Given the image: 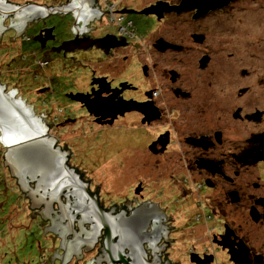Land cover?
Masks as SVG:
<instances>
[{
    "label": "flooded vegetation",
    "instance_id": "obj_1",
    "mask_svg": "<svg viewBox=\"0 0 264 264\" xmlns=\"http://www.w3.org/2000/svg\"><path fill=\"white\" fill-rule=\"evenodd\" d=\"M131 1L0 0L62 10L46 15L41 9L25 21L0 16V49L38 50L58 63L74 58L96 65L86 91L73 93L83 94L85 103L73 100L98 134L77 137L70 146L55 133L77 124L74 119L64 120L62 110H47L39 119L46 136L69 153L68 166L88 185L89 196L63 195V205L35 209L5 166L6 149L3 155L19 200L29 203L49 239V264H109L107 231L89 217L94 198L124 229V242L119 236L113 244L123 248L126 264H264V50H200L210 19L222 29L230 13L261 11L263 23L264 0H191L186 7L184 0H152L143 9ZM149 8L152 14H141ZM129 15L150 17L155 26L141 34L133 21L124 24ZM105 20L112 32L101 30ZM10 30L16 37L6 38ZM143 38L149 50L138 47ZM7 55L0 50V59ZM16 55L13 63L21 62L20 51ZM0 79L24 100L10 87L16 83H4L1 72ZM110 141L122 147L109 148ZM139 167L151 170L153 191L122 174Z\"/></svg>",
    "mask_w": 264,
    "mask_h": 264
},
{
    "label": "rangeland",
    "instance_id": "obj_2",
    "mask_svg": "<svg viewBox=\"0 0 264 264\" xmlns=\"http://www.w3.org/2000/svg\"><path fill=\"white\" fill-rule=\"evenodd\" d=\"M151 2L152 0H132L130 5L143 9ZM108 10H112V4L108 7ZM262 14L261 11H253L250 14L230 13L222 18L226 21V23H222L224 27L222 29H218L216 18L210 19V22L204 24L208 28L206 32L209 33V37L203 45H200V50H245L247 55L252 54L251 52L254 50H264V32H262L264 21L262 23L260 20L263 16ZM109 18L113 21L111 16L108 17V20ZM108 20L101 22L100 27L105 32H112L114 29L107 25ZM116 21L119 23V18ZM128 21H133L135 25L139 26L142 29L139 32L144 35L148 33L147 30H152L155 26L152 18L140 15L127 16L124 24L126 25ZM128 28H125L124 31H128ZM15 35L14 31L10 30L7 32L6 38ZM148 46V38H143L138 47H140V50H149ZM0 50L2 54L3 52H8L9 54V56L7 55L0 59L3 62L0 65L2 81L6 84L16 83L15 87H10L18 88L24 100L26 99L29 105L37 108L38 117H41L43 113L44 116L48 114L47 110H51L55 114L62 110L64 112V116H62L64 120L70 121L74 119L77 122V124L70 126L67 130L55 133V135L60 136L63 142H68L72 146L77 137L89 136L93 133L98 134L99 128L90 124L88 116L74 102L75 100L82 103L78 100V95L83 94H73L74 91H86L91 72L96 65L87 66L85 61H77L74 58L64 59L65 61L59 62V64L55 56L43 54L38 50H5L4 48ZM18 51H20V60H22L21 62L17 60L13 63L11 58H14ZM72 51L74 50L70 52ZM225 56L228 55L225 53ZM42 62H49L50 64L47 67H41L40 63ZM12 70L14 71V77L9 73ZM223 72L227 73L229 69L226 67ZM54 76L55 82H52ZM43 87L46 90L45 94H42L43 90L40 91ZM64 94L69 95V99ZM124 132L119 131V136L124 135ZM111 134L116 135L117 131H111ZM112 142L110 141L109 148L122 147L118 142ZM123 142L130 145L128 140ZM79 143L85 144L84 141ZM106 144L108 145V143L103 145L106 146ZM80 147L84 149L85 145ZM83 152L75 150V153L79 155ZM4 153L5 148L0 144V264H49L50 252L48 246L50 243L48 241L47 243L45 242L48 237L38 225V219H36L38 216L31 213L29 203L19 200L18 195L20 194L16 191L14 182L8 176L9 171L3 164ZM89 156L86 153L83 157L89 158ZM117 161L115 160V162ZM107 164L113 165L117 163ZM122 174L129 175V181H144L146 189L153 191L155 184L150 181V169L139 167L137 170H132L128 168L123 169ZM197 200L199 203L200 197ZM202 215L200 212V216ZM182 262L183 264H189L186 261Z\"/></svg>",
    "mask_w": 264,
    "mask_h": 264
},
{
    "label": "water",
    "instance_id": "obj_3",
    "mask_svg": "<svg viewBox=\"0 0 264 264\" xmlns=\"http://www.w3.org/2000/svg\"><path fill=\"white\" fill-rule=\"evenodd\" d=\"M189 1L191 0H184L183 6ZM41 9L46 15L62 11L58 8H38L35 5L16 6L0 2L2 18L16 16L21 18V21H25L26 17L38 16V10L42 11ZM151 9H146L141 14L150 15L153 13ZM122 13L136 14L137 12L124 10ZM99 42L93 43L100 45ZM73 46L75 44L72 42L65 47L69 49ZM80 97L81 95H78V100L85 103V100ZM44 117V113L41 117L36 116L33 106L22 98H16L15 92H8L7 86L2 84L0 79V144L6 149L5 166L9 168L11 176L17 180L21 191L28 196L35 209L41 204L50 206L54 202L63 205L61 201L63 195L89 196L90 194L88 185L81 180L75 170L68 166L69 153L57 148V141L54 138L46 136V129L41 127L39 121ZM91 204L92 212L89 217H93L107 231L104 241L105 250L110 252L109 264H117L118 261L126 264L123 248L113 244L114 239L119 236L121 242H124L125 237L122 231L124 229L118 228L115 217L99 209L95 198L91 199ZM113 247L114 250H118L116 253L111 252ZM129 264H139V262Z\"/></svg>",
    "mask_w": 264,
    "mask_h": 264
}]
</instances>
